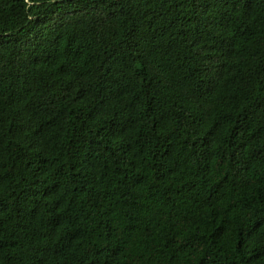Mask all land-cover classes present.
I'll list each match as a JSON object with an SVG mask.
<instances>
[{
	"label": "trees",
	"instance_id": "16d2710c",
	"mask_svg": "<svg viewBox=\"0 0 264 264\" xmlns=\"http://www.w3.org/2000/svg\"><path fill=\"white\" fill-rule=\"evenodd\" d=\"M0 264H264V0H0Z\"/></svg>",
	"mask_w": 264,
	"mask_h": 264
}]
</instances>
